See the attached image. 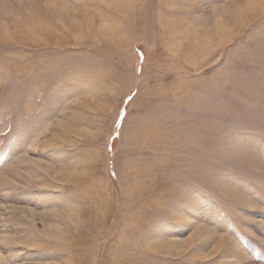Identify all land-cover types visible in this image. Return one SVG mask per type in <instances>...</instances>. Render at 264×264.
Here are the masks:
<instances>
[{
    "label": "rangeland",
    "instance_id": "obj_1",
    "mask_svg": "<svg viewBox=\"0 0 264 264\" xmlns=\"http://www.w3.org/2000/svg\"><path fill=\"white\" fill-rule=\"evenodd\" d=\"M0 264H264V0H0Z\"/></svg>",
    "mask_w": 264,
    "mask_h": 264
}]
</instances>
